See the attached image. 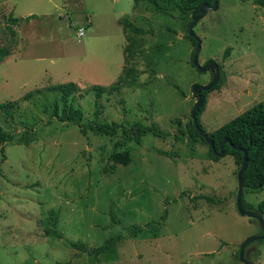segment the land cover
Instances as JSON below:
<instances>
[{
    "label": "rangeland",
    "instance_id": "obj_1",
    "mask_svg": "<svg viewBox=\"0 0 264 264\" xmlns=\"http://www.w3.org/2000/svg\"><path fill=\"white\" fill-rule=\"evenodd\" d=\"M53 1L63 15L81 14L79 21L72 18L78 27L84 26V15L90 16L84 37L78 39L57 19L47 0L5 1L11 17L35 15L25 28L36 40L28 54L45 56L41 65L48 76L38 79L31 57L0 65V103L21 101L37 82L43 84L37 88L48 81L73 82L80 90L70 102L82 111L84 123L127 127L138 122L167 136L147 134L136 144L121 131L108 137L89 130L82 134L56 119L48 124L53 102L60 104L53 92L20 103L15 121L1 116L13 141L4 145L3 162L0 154V264H242L240 245L260 228L237 211L234 158L213 161L209 146L192 133L189 114L196 98L191 88L208 84L211 75L192 66L189 40H173L167 59L141 55L137 82L96 98L89 88L108 89L123 69L125 40L117 23L122 17L108 0H68L66 9L61 0ZM125 2L131 7L132 0ZM1 12L4 48L3 41L12 36L6 25L13 32L17 26ZM47 12H52L48 18ZM177 20L159 17L135 25L154 29L153 24L176 26ZM194 32L201 43L198 64L212 60L221 67L220 88L206 93L199 115L202 130L211 134L264 100V8L220 0ZM113 152L128 154L129 163H115ZM243 201L256 209L264 202V190L244 192ZM134 227H142L136 237L131 236ZM116 237L97 257L71 246L97 248ZM253 246L250 258L256 254L264 264V240Z\"/></svg>",
    "mask_w": 264,
    "mask_h": 264
},
{
    "label": "trees",
    "instance_id": "obj_2",
    "mask_svg": "<svg viewBox=\"0 0 264 264\" xmlns=\"http://www.w3.org/2000/svg\"><path fill=\"white\" fill-rule=\"evenodd\" d=\"M242 2L251 1L254 5L259 7H264V0H240ZM134 5H137L139 2H147L152 6L153 10L160 12L166 15H169L174 18L189 20L188 26L192 20L197 15L198 8L203 4L211 5L212 0H133ZM220 0H218L219 5ZM32 17L26 19H15L10 15L7 17V21L12 24L19 26L21 21H28ZM118 24L122 28V33L124 35V40L126 46L123 49V61L124 66L119 77L115 82L106 89L101 86H91L89 92H94L96 98H100L103 94H112L117 92L127 86L137 82V69L133 66H129L130 59L133 55L137 53H142L140 49L139 42L137 40L138 35H146L151 32H147L143 29L136 27L132 22L127 18L122 17L118 19ZM7 30L11 35H14V32L9 29L6 25ZM187 38L191 41L193 45L192 54L194 52L195 42L194 40L187 35ZM191 54V57H192ZM8 55L6 48H0V62L4 57ZM219 68H221L219 66ZM221 78L218 83L213 87L212 90L220 88ZM175 88L179 91L181 95H184L183 91L177 86ZM80 90L79 86L73 82L66 84H54L49 85L43 88H38L33 91L26 93L21 101L5 102L0 103V119L1 116L7 117L9 120L15 121L17 115L20 111V103L32 101L34 97H38L43 92H53L60 98V104L57 101L53 102L52 112L48 121V124H51L54 119L59 122H66L77 126L82 134H85L88 130L108 137L116 136L118 131H121L122 136L126 141H133L136 144H140L142 138L147 134H153L156 137H164L167 134H162L158 130L152 127L145 126L142 123L133 122L127 127H124L115 122L111 123H100L97 121H92L88 123L83 122L82 111L79 108H74L70 102V98L73 94L78 93ZM209 92V91H207ZM204 92V104L197 111L196 116L198 118V124L202 128L199 115L206 104V93ZM196 98V96L194 95ZM43 113L48 111V107H43ZM191 130L193 135L202 143L205 141L198 135V133L193 129L192 123ZM208 137L212 139L215 145L216 151H218L219 145L225 140L228 139L231 144L236 146L241 150L231 149L228 144L224 145V155L223 156H232L235 160L236 165L241 166L243 161V151L246 154L247 160V169L242 174V180L245 187V192H259L264 190V100L250 108L249 110L241 113L233 120L229 121L227 124L217 129L211 134H207ZM13 141V132H9L3 127V123L0 120V154L1 162L4 161V145L8 142ZM206 144V143H205ZM210 158L213 161L219 160V157H216L214 153L210 150ZM111 160L117 164L127 165L130 161L128 154L113 152L111 154ZM243 206L246 209L257 210L261 213H264V202H261L256 209L252 208L249 205H246L243 201ZM166 219V211L161 217V221ZM142 231V227H134L131 232V236L136 237ZM60 237V235L56 234ZM118 238V239H117ZM119 240V237L111 238L107 240L102 246L97 248H87L84 244L80 243H71V246L75 249L88 254L90 256H100L105 253L113 244L114 241Z\"/></svg>",
    "mask_w": 264,
    "mask_h": 264
},
{
    "label": "crops",
    "instance_id": "obj_3",
    "mask_svg": "<svg viewBox=\"0 0 264 264\" xmlns=\"http://www.w3.org/2000/svg\"><path fill=\"white\" fill-rule=\"evenodd\" d=\"M5 1H10V0H3V1L0 0V9L2 11L1 16H7V15L9 16V14L12 13V11L9 12L10 10L9 9L7 10L5 8V4H4ZM37 1L40 3L43 2V0H37ZM67 1L68 0H61V2H62L61 8L62 9H66L68 7ZM108 2L110 3V6L112 7V9L115 8V10L118 11L116 13L120 17L127 18L134 25L139 24V25L144 26L142 24L143 20L151 22L154 20H158L159 17H161V19H163L164 21L167 19H174V17H171L169 15H166V14H163L160 12H156L155 10H153L152 6L149 5L147 2H139L137 5H134V2L132 0L131 7L129 6V2L127 3V2H125V0H108ZM246 2H248V1H246ZM55 3L53 0H47V4L50 5V8L55 10L56 18L58 20H60L61 22H65L66 23L65 26L69 30H71L72 28L70 27L69 20L66 18L68 13H65L64 15L61 14L60 13V11H61L60 7ZM16 6H17V4L12 2L11 7H12L13 11H15ZM127 7H128V11L125 10V9H127ZM218 7H219V5H218ZM257 7H259V6H257ZM261 8H264V7H261ZM32 14H33V12L30 11V12H25L24 14H18V16H16V14H14L15 17H12L15 19H26L28 17H32V18H30L28 21H21L20 25L17 26V28L15 29L14 35L8 37V39H5L3 41L2 46H4V48L7 49L8 55L3 58V60L0 62V65H3V64L7 65L9 63H15L17 60H19L20 62L28 61V60H23V59L31 57L29 59H31L35 63V66H33V67L37 70L38 79L43 80V79H46L48 76V71L45 69V67H43L41 65V63L44 62V60H45V58H44L45 56H31L28 54V49L32 48L36 44L34 34H32V32H26L25 31V28L28 27L31 24V22L37 20V19H35V15H32ZM72 14H73V16H72ZM51 15H52V12H47V14H45V17L48 18ZM72 18L74 20L77 19L79 21V19H81V14L80 13H75V14L71 13L70 19L73 20ZM87 19L90 20V16L84 15V17H83V20L85 22L84 26L86 25ZM177 21L178 22H177L176 26H174V24H171V23L170 24H164L161 26H159L160 24H158V25L153 24L154 29L153 28L149 29L146 27L141 28V27H138L135 25L136 27L143 29L147 32H151V33L146 34V35H138L137 36V40L139 42L140 49L143 52L133 55L132 59H130L129 66H133V67H135V69H138L140 64H141L140 61H142L143 57L146 55L158 56L157 57L158 59H159V56H161L162 58L165 57L164 59L169 58L168 54L174 49V45L172 46L173 40H175V39L187 40L188 39L187 35H188L189 20L188 19H186V20L178 19ZM90 23H91V20H90ZM117 23H118V21H117ZM81 27H83V26H81ZM161 29H164L165 31L162 32L160 35H158V32ZM65 39L66 38H64V40ZM189 43H190V46L188 47V50H189V53H192L193 45H192L190 40H189ZM125 46H126V42H125L124 47ZM141 55H144V56H141ZM50 64L53 65L52 60L50 61ZM148 65H152V64H148ZM67 66H69L68 63L66 65H64L63 68L66 69ZM123 66H124V61H123ZM123 66H122V68H123ZM48 79L52 80L50 75H49ZM36 81H37V79H36ZM3 83L7 84L8 80L4 78ZM50 83H52V82L48 81L49 85H50ZM41 85H43L42 82H37V84L34 85L33 89L34 90L38 89L37 87H41ZM26 87H28V84H25L21 88H19V91L26 89ZM26 93H28V92H26ZM10 102H13V101H10ZM233 257H234V255H233ZM251 259L256 261L257 264H259V262H260L259 256L256 254H255V256H251Z\"/></svg>",
    "mask_w": 264,
    "mask_h": 264
},
{
    "label": "water",
    "instance_id": "obj_4",
    "mask_svg": "<svg viewBox=\"0 0 264 264\" xmlns=\"http://www.w3.org/2000/svg\"><path fill=\"white\" fill-rule=\"evenodd\" d=\"M218 9V0H212L211 5L203 4L197 10V15L192 18L189 26H188V36L191 37L194 42V52L191 57L192 66L200 73L209 72L211 74V81L206 85H193L191 90L192 93L196 96V103L190 111L189 119L192 123L193 129L198 133V135L205 141V143L209 146L210 150L214 153L216 157H223L224 155V145L228 144L231 149L241 150L230 143L228 139H225L218 148V151L215 149L214 142L208 135L202 130V128L198 124V118L196 116L197 111L203 106L205 98L203 93L207 91H211L213 87L220 80V68L218 63L209 60L203 66L198 64V54L200 52L201 43L199 38L196 36L194 32V27L199 22V20L206 15L210 10ZM247 169V160L246 154L243 151V161L240 168L237 171V192L235 197L236 208L238 213L241 216H245L251 220L252 223L257 224L260 228V233L255 236H251L246 238L240 245L238 259L242 264H257L256 261L250 258V254L255 251V247L253 246L254 242L258 240H264V213H261L257 210L246 209L243 206V195L245 192L244 183L242 180V174Z\"/></svg>",
    "mask_w": 264,
    "mask_h": 264
},
{
    "label": "built area",
    "instance_id": "obj_5",
    "mask_svg": "<svg viewBox=\"0 0 264 264\" xmlns=\"http://www.w3.org/2000/svg\"><path fill=\"white\" fill-rule=\"evenodd\" d=\"M66 18L69 20L70 27L75 30L77 38H79V39L83 38L85 35V26L89 25L90 20L87 19L85 26L78 27L77 25H75V23L72 22V20L70 19V17L68 15L66 16Z\"/></svg>",
    "mask_w": 264,
    "mask_h": 264
}]
</instances>
